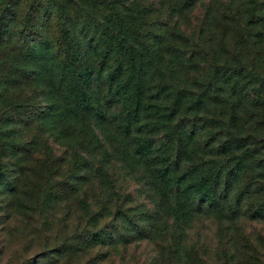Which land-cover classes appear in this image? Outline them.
Segmentation results:
<instances>
[{"label":"rangeland","instance_id":"rangeland-1","mask_svg":"<svg viewBox=\"0 0 264 264\" xmlns=\"http://www.w3.org/2000/svg\"><path fill=\"white\" fill-rule=\"evenodd\" d=\"M34 1L19 0L12 31L33 15ZM58 1L66 6L74 43L94 56L114 37L135 43L141 56L151 54L155 65L138 82L151 107L152 150L187 181L206 176L214 183L221 172L218 203L195 201L186 218L169 214L174 193L132 158V140L116 132L120 112L108 105L106 71L95 81L105 118L81 121L65 134L43 115L44 98L55 100L52 88L0 83V129H6L0 131V264H264V217L251 216L264 204V191H257L264 186V104L242 105L231 122L228 106L194 103L216 68L242 65L264 81V0L256 14H250L249 0H195L189 6L185 0ZM9 2L0 0V17ZM39 19L46 35V20ZM22 41L0 46V82L21 67L16 55L28 44ZM109 65L115 68L114 58ZM179 89L188 100L171 121V95ZM178 123L194 134L180 159ZM230 137L242 147L239 167L231 154H220ZM153 209L157 222L148 236Z\"/></svg>","mask_w":264,"mask_h":264},{"label":"trees","instance_id":"trees-1","mask_svg":"<svg viewBox=\"0 0 264 264\" xmlns=\"http://www.w3.org/2000/svg\"><path fill=\"white\" fill-rule=\"evenodd\" d=\"M11 1L9 7L5 5L1 9L0 46L6 49L11 44H19L23 39L28 44L16 55V62L21 67H15L14 70L8 72L5 78L6 82H0L1 84L8 86L36 85L49 90L52 88L50 92L56 97L51 101L47 97L44 98L47 106L43 110V115L55 126V132L65 134L73 132L81 121L89 120V118L97 120L105 118L103 103L99 102V99L97 100L98 87L95 81H100L103 72L106 71L105 82L110 96L108 105L119 106L120 112L114 121L116 132L124 140H132L135 149L132 158L139 160L140 164L151 169L155 181L163 185L162 187L168 192L174 193V203L171 205L169 214H183V218H186L190 216V210H192L189 205L195 201L202 205H212L216 201L221 172L218 173V178L214 183H210L206 176H202L199 180L187 181L184 176H175L169 159L163 160L165 155H155L152 150L154 141L147 129L149 126L147 115L150 113L151 107L144 102L142 82H138L139 76H145L150 66L155 65L151 54L147 52L141 56L134 45L135 43L125 37H114L111 39L114 41L113 44L104 46L100 50L99 56H94L93 53L86 51L79 41L74 43L72 37L75 38V35L71 33L72 22L67 16L65 4L58 0L47 2L35 0L33 15L28 17L29 20L16 33L11 30L10 26L11 20H15L16 6L20 2L19 0ZM194 1L185 0L184 5L189 6ZM248 6L250 14L262 13L263 7L259 0H249ZM8 15L11 17L10 20ZM35 15L38 16L36 19ZM113 15L118 17L116 9ZM39 17L46 20L48 28L46 35L42 29L45 27V23L41 24ZM15 27L17 28L18 25L15 24ZM113 58L116 62L115 68L109 65ZM170 62L173 64V59ZM213 71L212 81L208 83L204 92L197 96L195 104L200 105L204 101L220 102L222 106H228L231 114H234L231 116V122L236 121L239 108L242 105L246 106L251 103L257 108L263 106L264 81L256 79L254 73H251L249 69L241 65V67L225 66ZM219 97H221L220 101L217 100ZM187 100L188 95L185 94L184 89L172 93L169 120L172 121L179 114ZM59 126L62 128L58 129ZM175 128L176 134H179L180 149L183 150L182 153L178 152V159H180L188 149V140L194 134H188L185 125L181 123L176 124ZM4 130L6 129H0V131ZM9 132H6L5 136H9ZM57 136L62 138L61 135ZM234 138L230 137L221 146L220 154H231L230 160H236L239 167L242 165V159L237 154L242 147L238 142L232 140ZM1 147V152H5V146L1 145ZM247 153H250V150ZM5 154L2 153L1 157H4ZM168 156L166 155V157ZM85 163L86 166H89V162ZM232 173L233 170L228 176ZM260 178L264 180V172ZM227 186L229 190L231 184H227ZM257 191L260 195L264 191V186H258ZM238 199L242 200L243 194ZM217 203H214L215 208ZM256 211L257 213L251 215L252 218L255 215L264 217V204ZM156 213V210L153 209V212L149 216L147 215L151 224L148 228V236H151L155 229ZM179 218L177 217V219ZM93 238L95 242H98L97 235Z\"/></svg>","mask_w":264,"mask_h":264}]
</instances>
